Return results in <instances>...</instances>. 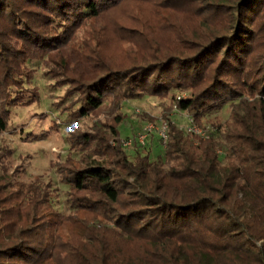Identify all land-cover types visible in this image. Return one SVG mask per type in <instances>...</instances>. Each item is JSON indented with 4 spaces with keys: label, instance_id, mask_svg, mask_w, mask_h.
<instances>
[{
    "label": "trees",
    "instance_id": "obj_1",
    "mask_svg": "<svg viewBox=\"0 0 264 264\" xmlns=\"http://www.w3.org/2000/svg\"><path fill=\"white\" fill-rule=\"evenodd\" d=\"M185 2L195 29L160 47L158 19L184 16ZM46 58L77 95L76 118L106 99L170 97L207 138L168 121L163 156L134 139L130 159L126 115L77 128L82 156L58 168L73 213L42 185L0 178V264H264V0H0V135L13 107L36 101L27 65Z\"/></svg>",
    "mask_w": 264,
    "mask_h": 264
},
{
    "label": "rangeland",
    "instance_id": "obj_2",
    "mask_svg": "<svg viewBox=\"0 0 264 264\" xmlns=\"http://www.w3.org/2000/svg\"><path fill=\"white\" fill-rule=\"evenodd\" d=\"M183 11H187L184 16L173 17L169 22L163 18L158 19L151 34L160 47L173 46L179 34H192L196 24L192 22V13H189L187 4ZM191 27L194 29L191 30ZM27 66L33 71L34 78L30 84H25L29 91L26 98L36 101L30 106L13 107L10 110L9 128L0 135V178L39 184L49 189L52 205L61 214L75 211V206L70 200L69 186L61 182L58 168L68 157L79 160L82 156L80 151L71 149L70 134L77 128L81 129L77 134L94 133L101 125L108 131L109 125L115 124L119 113L121 117L126 115V121L120 126L123 145V140H136L152 125L155 130L148 135L145 145L153 160L163 156L165 143L161 140L160 131L168 121L191 138L189 134L195 127L192 114L175 109L170 97L143 95L127 100L119 107L113 104L111 99H106L103 106L89 117L76 118L74 113L80 108L77 95L69 93V86L62 82L64 77L51 72L54 69L51 61L48 58L42 61L33 60L29 61ZM175 93L178 97L188 95ZM36 94L39 95L38 99ZM230 112L228 104L205 117L203 124L213 131L217 125H224L229 120ZM75 123L77 127L72 130ZM111 144L116 145L113 141ZM123 149L130 159H134L136 151L142 148L133 143L127 148L123 146ZM220 156L222 163H225L222 152Z\"/></svg>",
    "mask_w": 264,
    "mask_h": 264
},
{
    "label": "built area",
    "instance_id": "obj_3",
    "mask_svg": "<svg viewBox=\"0 0 264 264\" xmlns=\"http://www.w3.org/2000/svg\"><path fill=\"white\" fill-rule=\"evenodd\" d=\"M174 108L177 109L176 106H174ZM73 126L74 127H72V130L77 127V123H75ZM167 128H168V124L166 123V126H164L163 129H162V131H160L161 140H162V142L165 143V145H166L167 140H168ZM154 130H155L154 126H152V125L151 126H148L145 129V134H141V135L138 136V138H136L137 143H139V145L144 146L146 144V140L148 138V135L150 133H152ZM191 132L194 133V134H196V135H198V136H200V137H202V138H207V132H205L203 129L198 128L196 125L191 130ZM133 143H134V140H132V139L123 140V146L126 147V148L132 146Z\"/></svg>",
    "mask_w": 264,
    "mask_h": 264
}]
</instances>
